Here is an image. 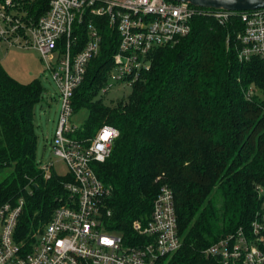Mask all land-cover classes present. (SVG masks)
<instances>
[{
	"label": "trees",
	"instance_id": "trees-1",
	"mask_svg": "<svg viewBox=\"0 0 264 264\" xmlns=\"http://www.w3.org/2000/svg\"><path fill=\"white\" fill-rule=\"evenodd\" d=\"M15 1L37 18L49 0ZM94 23L100 51L75 91L74 112L88 111L78 138L104 125L118 130L109 156L92 163L111 188L106 204L113 229L127 243L143 241L133 224L146 221L167 185L181 245L163 264H221L205 249L248 227L260 207L258 188L264 190V59L239 61L241 21L236 15L221 24L205 10L188 35L150 53L126 96L105 104L97 93L108 84L118 39L106 20ZM40 96L37 80L20 83L0 64V205L24 199L16 237L25 247L67 204L64 183L73 180L70 173L45 178L38 167L32 116Z\"/></svg>",
	"mask_w": 264,
	"mask_h": 264
},
{
	"label": "built area",
	"instance_id": "built-area-1",
	"mask_svg": "<svg viewBox=\"0 0 264 264\" xmlns=\"http://www.w3.org/2000/svg\"><path fill=\"white\" fill-rule=\"evenodd\" d=\"M209 10L221 24L238 17L236 36L239 61L264 59V8L231 12L195 7L168 0H49L45 13L34 18L22 2L0 1V39L33 46L45 61L59 88L60 115L52 137L53 153L67 165L72 181L64 183L69 200L57 207L28 247L16 237L25 201L22 197L0 205V264H163L181 245L172 189L163 185L146 221L133 228L143 241L127 243L113 235L107 199L111 188L92 168L110 154L118 130L104 125L92 137L78 138L73 123L74 94L81 85L88 61L100 51L101 34L95 20L103 18L116 33L110 85L129 86L149 64L150 53L186 36L192 20ZM83 35L86 39L81 43ZM56 57V65L52 63ZM53 165L41 167L49 178ZM260 207L248 227H239L205 249L221 264H264V190Z\"/></svg>",
	"mask_w": 264,
	"mask_h": 264
},
{
	"label": "rangeland",
	"instance_id": "rangeland-1",
	"mask_svg": "<svg viewBox=\"0 0 264 264\" xmlns=\"http://www.w3.org/2000/svg\"><path fill=\"white\" fill-rule=\"evenodd\" d=\"M56 65V57L53 58ZM0 64L5 71L20 83L27 84L37 80L41 86L40 99L33 105V124L37 135L36 161L38 167L52 163V169L58 175L69 173L66 163L56 156L52 150V137L57 127L60 115L59 88L52 76V71L47 68L40 53L31 45L23 44L19 40L7 41L0 39ZM105 92L102 88L97 97L102 98L105 104H113L119 98L130 92L127 81L110 85ZM88 111L80 109L74 114L72 121L78 127L84 123ZM7 170L4 171L6 174ZM2 177V175L0 176ZM30 191V188L28 189ZM113 235H120L121 232L114 230Z\"/></svg>",
	"mask_w": 264,
	"mask_h": 264
},
{
	"label": "water",
	"instance_id": "water-1",
	"mask_svg": "<svg viewBox=\"0 0 264 264\" xmlns=\"http://www.w3.org/2000/svg\"><path fill=\"white\" fill-rule=\"evenodd\" d=\"M185 2L195 7L231 12L250 11L264 8V0H168Z\"/></svg>",
	"mask_w": 264,
	"mask_h": 264
}]
</instances>
